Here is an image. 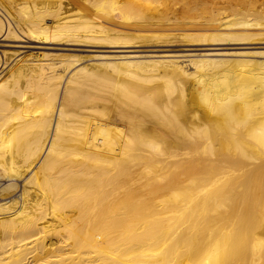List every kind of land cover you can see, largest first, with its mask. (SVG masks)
Here are the masks:
<instances>
[{"label":"bare ground","instance_id":"obj_1","mask_svg":"<svg viewBox=\"0 0 264 264\" xmlns=\"http://www.w3.org/2000/svg\"><path fill=\"white\" fill-rule=\"evenodd\" d=\"M261 36L264 0H0V264H264Z\"/></svg>","mask_w":264,"mask_h":264},{"label":"rangeland","instance_id":"obj_2","mask_svg":"<svg viewBox=\"0 0 264 264\" xmlns=\"http://www.w3.org/2000/svg\"><path fill=\"white\" fill-rule=\"evenodd\" d=\"M194 32L195 31H192L191 33H194ZM262 37L263 36L260 37L261 39H259V37H258L257 41L255 40L253 42H249L250 43L249 45L229 46V47H232V48H239V49H234V50L233 49H229V50L230 51H236V52H251L249 54H254V53H257V52L258 53L259 52H264V40H263L264 37L263 38ZM177 43L172 44V46H164V47H162L163 46L162 45V46L155 47V48L142 47L140 49H141V51H143L141 53H149V52H146V51H150V50H159V51H161V50H166V51L170 50V51H173L174 50V51H176V50H184V48L185 49H188V47H186V46L183 45V44H186L188 42H184V41L181 42L180 41V43L179 42H177ZM0 44H2V43H0ZM3 44H5L3 46H8L9 44L11 46L13 44L23 45L24 43H10V42H8V43H3ZM1 48H3V49H11V50L19 51V52H26L27 54H29V53H36V52H44V53L54 52V51H50V50L29 49V48H19V47H17V48L1 47ZM67 49L68 50H78V51H65L66 53L75 54V55H79V56H85V57L86 56L87 57L88 56H93V55H97V54L98 55H100V54H108V55L109 54H113V53H107V52H111L112 49H106V48L103 49V50H102V48H97V49H93V50H85L86 48H81V47H68ZM193 49H198L199 50V49H203V47H194ZM105 50L107 52H105ZM254 56L255 57H252V58L255 59V60H263V58L256 57V55H254ZM27 59L28 60L29 59L30 60L31 59H36V57H33V58L32 57L31 58L29 57Z\"/></svg>","mask_w":264,"mask_h":264}]
</instances>
